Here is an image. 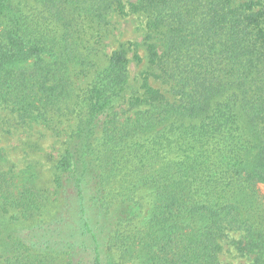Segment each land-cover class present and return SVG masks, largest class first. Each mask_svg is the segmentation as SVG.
Listing matches in <instances>:
<instances>
[{"label": "trees", "instance_id": "16d2710c", "mask_svg": "<svg viewBox=\"0 0 264 264\" xmlns=\"http://www.w3.org/2000/svg\"><path fill=\"white\" fill-rule=\"evenodd\" d=\"M35 126L65 138L52 189L5 168ZM0 145V264H264V0H0Z\"/></svg>", "mask_w": 264, "mask_h": 264}, {"label": "rangeland", "instance_id": "374dc122", "mask_svg": "<svg viewBox=\"0 0 264 264\" xmlns=\"http://www.w3.org/2000/svg\"><path fill=\"white\" fill-rule=\"evenodd\" d=\"M140 25L135 17H130L128 19L119 20L117 24V29L115 34L120 35L123 40H137L141 41L143 35L137 28ZM142 26V24H141ZM108 43V42H107ZM113 44L107 47L105 50L107 53L111 51ZM142 60L140 62L132 58L130 70H131V81L128 87L127 95H131L140 89L143 73L150 69V64L146 60V52L144 49L139 52ZM105 63V62H103ZM151 82L156 88H160L162 93L169 99H174V96L170 90V86L163 84L162 82L151 78ZM220 100H224L221 98ZM126 109V106H122ZM128 114H131L128 113ZM64 139L65 138H55L52 133L46 132L42 127L35 126L34 129L28 130L26 133L20 131L17 135L15 134L11 138L2 139V145L5 147L3 150L5 157L8 159L9 166H5L6 169L13 170L15 173H19L21 179L28 180L29 177L35 181L36 185L40 188L52 189L53 188V169L56 161L58 160L60 154L64 149ZM30 141L32 143H38V145L33 144L29 149V157L22 155V146L20 142ZM24 145V144H23ZM1 146V145H0ZM18 147V149H16ZM30 159L35 160L31 163ZM3 163V162H1ZM38 163V164H37ZM32 164V165H30ZM26 171V172H25ZM257 188L264 195V183L257 184ZM149 216V206H145L144 212L140 218L135 220L127 230L139 231L146 225L147 218ZM17 230V227H13ZM27 230H23L20 233H27ZM234 237V233H231ZM235 237H238L236 235ZM137 253L131 250H118L116 255L117 264H140L139 260L136 258ZM220 260L224 264H250L252 261L251 255H240L234 247L231 245L229 240L223 242V250L220 255ZM58 264H65L63 260H58Z\"/></svg>", "mask_w": 264, "mask_h": 264}]
</instances>
